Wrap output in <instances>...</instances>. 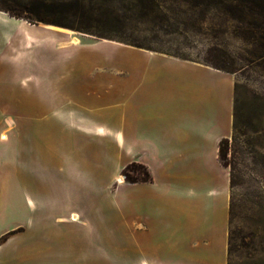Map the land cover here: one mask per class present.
Returning a JSON list of instances; mask_svg holds the SVG:
<instances>
[{"label": "rangeland", "instance_id": "1", "mask_svg": "<svg viewBox=\"0 0 264 264\" xmlns=\"http://www.w3.org/2000/svg\"><path fill=\"white\" fill-rule=\"evenodd\" d=\"M0 14L7 19L0 20V127L7 115L14 121L8 174L41 182L44 197L49 176L71 177L74 187L84 181L89 207L103 210L111 225L113 205L97 194L113 173L124 184L145 178L139 156L154 184L137 192L161 210L154 216L161 234H208L216 201L224 243L218 264H264V44L247 38L254 20L185 0H0ZM16 34L23 36L17 47ZM98 125L106 135L84 131ZM200 126L210 136L204 146L211 161L195 150ZM118 128L123 142L115 147L110 129ZM222 139L231 169L218 157ZM149 141L158 153H150ZM185 148L194 168L176 160ZM118 185L110 187L113 198ZM185 186L199 195L179 197ZM211 188L218 198H208ZM133 191H120L123 203ZM155 201L179 211L165 213ZM171 217L178 222L167 223Z\"/></svg>", "mask_w": 264, "mask_h": 264}, {"label": "crops", "instance_id": "2", "mask_svg": "<svg viewBox=\"0 0 264 264\" xmlns=\"http://www.w3.org/2000/svg\"><path fill=\"white\" fill-rule=\"evenodd\" d=\"M0 20L7 22L1 14ZM8 36L4 34L3 38L7 41ZM19 38L23 39V36L14 35V42ZM184 66L218 76L210 68ZM138 87H134L133 92ZM53 94L56 98L55 90ZM57 114L58 110L54 108L50 117H56ZM8 119L13 120V117L7 115L4 118L6 124L0 127V134L8 130ZM201 126L198 130L199 144L195 150L199 152L200 160L208 155L211 161L210 153H206L208 150L204 146L210 136L207 137L206 130L203 131ZM97 127L99 125L87 127L84 131L98 137L107 134L100 127L95 131ZM110 132L113 145L120 146L124 135L121 128L110 129ZM129 132L130 152L133 154L137 144L131 130ZM0 143L7 147L0 151V264H218V254L223 251L224 243L217 234L219 204L216 201L213 206L215 224L208 234L187 235L173 228L164 236L154 223L155 214L161 210L153 209L146 203V198L137 192V189L154 184L153 179L148 183H122L116 189L117 197L113 198L110 187L117 177L113 173L107 188L100 189L97 194L102 199L108 196L113 205L111 217L116 222L110 225L106 223L107 217L103 210L89 207L90 196L84 181H78L79 184L74 187L71 177L49 176L46 181L49 195L44 197L41 194L45 186L41 182L30 183L13 173L8 174L4 167L8 165L9 142ZM147 145L151 154L158 153L157 143L149 141ZM185 151L186 148L178 151L176 160L184 162L188 168H194L195 162L184 154ZM134 159L148 170L151 168L139 156ZM29 184L32 188L28 187ZM185 187L186 190L183 194L179 193V197L193 198L199 195V190L194 186ZM124 188L134 190L129 193L127 204L123 203L120 194ZM203 192L200 191V194ZM206 195L208 198H218L217 190L213 188ZM155 202L166 206L163 211L168 208L165 213L179 211L174 203ZM166 222L178 221L176 217H171ZM184 241L185 244H182Z\"/></svg>", "mask_w": 264, "mask_h": 264}, {"label": "trees", "instance_id": "3", "mask_svg": "<svg viewBox=\"0 0 264 264\" xmlns=\"http://www.w3.org/2000/svg\"><path fill=\"white\" fill-rule=\"evenodd\" d=\"M186 2L193 3L195 5L211 2L215 6L220 5L227 13H229L236 20L243 22L246 19L254 20L251 30L246 31L249 33L247 38H252L256 42L261 40L264 44V0H185ZM258 18L262 20H258ZM228 152V139H222L218 145V157L223 167L229 168L227 163ZM139 168L143 170V179H129L130 183H148L152 181L150 173L143 165H139ZM231 169V167H230Z\"/></svg>", "mask_w": 264, "mask_h": 264}, {"label": "bare ground", "instance_id": "4", "mask_svg": "<svg viewBox=\"0 0 264 264\" xmlns=\"http://www.w3.org/2000/svg\"><path fill=\"white\" fill-rule=\"evenodd\" d=\"M46 28H48V29H50V30L60 31V32H64V33H65V32H66V33H69V32H67V31L60 30V29L55 28V27L50 26V25H47ZM79 43H80V41H79L78 39H74L73 41H71V44H72V45H75V46L78 45ZM7 124H8V130L5 131V132H2V133L0 134V141H1V142H6V141H8L7 133H8V131H10V130L13 128V125H14L13 120L8 119V120H7ZM115 180L118 181L119 184H122V183H123V178H121V177H119V176H117V177L115 178Z\"/></svg>", "mask_w": 264, "mask_h": 264}]
</instances>
